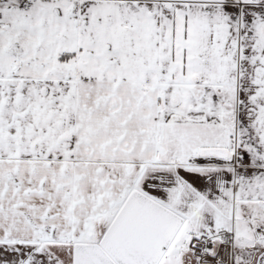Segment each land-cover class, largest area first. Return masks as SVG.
I'll use <instances>...</instances> for the list:
<instances>
[{"label": "snow or ice", "instance_id": "snow-or-ice-1", "mask_svg": "<svg viewBox=\"0 0 264 264\" xmlns=\"http://www.w3.org/2000/svg\"><path fill=\"white\" fill-rule=\"evenodd\" d=\"M0 264H264V0H0Z\"/></svg>", "mask_w": 264, "mask_h": 264}]
</instances>
